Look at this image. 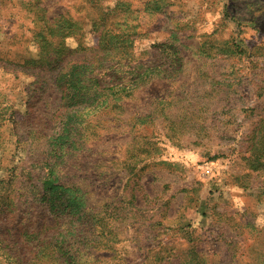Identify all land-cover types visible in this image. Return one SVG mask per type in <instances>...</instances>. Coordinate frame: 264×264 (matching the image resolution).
Wrapping results in <instances>:
<instances>
[{"label":"rangeland","instance_id":"374dc122","mask_svg":"<svg viewBox=\"0 0 264 264\" xmlns=\"http://www.w3.org/2000/svg\"><path fill=\"white\" fill-rule=\"evenodd\" d=\"M0 264H264V0H0Z\"/></svg>","mask_w":264,"mask_h":264},{"label":"trees","instance_id":"16d2710c","mask_svg":"<svg viewBox=\"0 0 264 264\" xmlns=\"http://www.w3.org/2000/svg\"><path fill=\"white\" fill-rule=\"evenodd\" d=\"M119 85H120V84H116V85H115V86H113V87H116V86L118 87Z\"/></svg>","mask_w":264,"mask_h":264}]
</instances>
